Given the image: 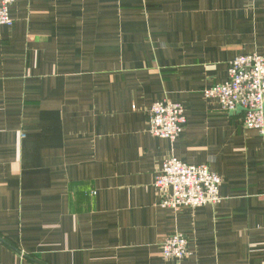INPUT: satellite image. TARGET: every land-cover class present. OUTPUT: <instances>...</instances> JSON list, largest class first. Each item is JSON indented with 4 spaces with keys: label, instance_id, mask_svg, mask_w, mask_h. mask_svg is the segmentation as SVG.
<instances>
[{
    "label": "crops",
    "instance_id": "obj_1",
    "mask_svg": "<svg viewBox=\"0 0 264 264\" xmlns=\"http://www.w3.org/2000/svg\"><path fill=\"white\" fill-rule=\"evenodd\" d=\"M0 26V264H264V135L205 88L264 56V0H18ZM182 104L174 142L154 102ZM217 205L160 206L168 155ZM190 254L166 260L168 233Z\"/></svg>",
    "mask_w": 264,
    "mask_h": 264
},
{
    "label": "built area",
    "instance_id": "obj_2",
    "mask_svg": "<svg viewBox=\"0 0 264 264\" xmlns=\"http://www.w3.org/2000/svg\"><path fill=\"white\" fill-rule=\"evenodd\" d=\"M18 0H0V26L13 22L10 7ZM226 80L205 88L206 99H216L226 113L240 111L243 126L257 129L264 135V56L257 53L240 54L231 59ZM148 131L158 138L174 142L182 133L186 114L182 104L171 100L154 102L147 110ZM154 178V190L162 208L177 211L184 206L217 205L221 201V177L206 164H187L170 154L162 161ZM187 238L168 233L160 244L161 256L179 262L190 254Z\"/></svg>",
    "mask_w": 264,
    "mask_h": 264
}]
</instances>
